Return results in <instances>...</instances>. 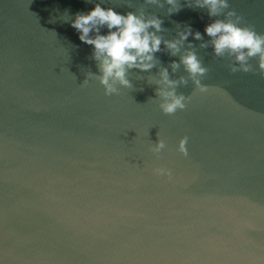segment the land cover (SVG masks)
Segmentation results:
<instances>
[{
	"label": "water",
	"instance_id": "1",
	"mask_svg": "<svg viewBox=\"0 0 264 264\" xmlns=\"http://www.w3.org/2000/svg\"><path fill=\"white\" fill-rule=\"evenodd\" d=\"M95 3L0 0V264H264V79L232 74L230 58L189 36L209 71L207 91L191 81L177 89L190 97L184 110L158 106L159 67L187 75L172 74L179 56L166 52L105 96L97 80L83 84L97 65L71 27ZM180 3L171 16L144 0L101 7H143L163 20L166 39L179 23L207 41L215 18ZM229 5L264 33V0Z\"/></svg>",
	"mask_w": 264,
	"mask_h": 264
},
{
	"label": "clouds",
	"instance_id": "2",
	"mask_svg": "<svg viewBox=\"0 0 264 264\" xmlns=\"http://www.w3.org/2000/svg\"><path fill=\"white\" fill-rule=\"evenodd\" d=\"M102 3L103 0L95 3L87 13H76L71 27L78 32L81 42L92 46L91 59L97 65V73L89 71L83 84L86 85L89 78L97 80L105 96L119 94L120 88L132 87L129 71L151 72L159 64L156 53L166 52L173 57L179 56V62L173 60L169 65L172 74L182 67L187 75L174 79L168 67H159L155 79L158 106L165 115H175L177 111L184 110L190 97L177 89L191 81L199 92L207 91L201 78L209 71L198 56L196 46L192 43L186 45L189 36L201 41L199 48L211 47L214 57L230 58L229 70L232 74L254 72L264 79V33L257 32L254 25L245 23L244 17L235 9L228 10L229 0H185L187 7L206 9L208 16L215 18L205 27L204 31L209 37L207 41L190 25L181 27L179 23L176 24V35L166 39L163 33L167 30L162 27L163 20L155 13H147L141 7L121 14L111 7H101ZM144 4L159 9L167 5L166 14L169 16L182 9L180 0H144ZM104 28L108 30L107 34H101ZM253 59L257 60L256 69L250 63ZM186 143L187 137H184L178 146V151L184 156L188 155ZM164 148V141L158 139L151 151L158 154ZM155 172L171 178V172L167 169L159 168Z\"/></svg>",
	"mask_w": 264,
	"mask_h": 264
}]
</instances>
